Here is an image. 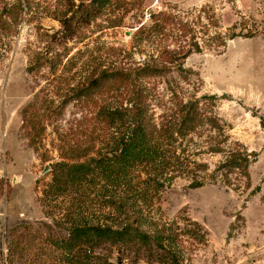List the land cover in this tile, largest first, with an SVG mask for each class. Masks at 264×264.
Instances as JSON below:
<instances>
[{"label": "rangeland", "instance_id": "1", "mask_svg": "<svg viewBox=\"0 0 264 264\" xmlns=\"http://www.w3.org/2000/svg\"><path fill=\"white\" fill-rule=\"evenodd\" d=\"M17 1L0 0L12 25L0 48V264H87L85 249L100 264H264V0H23L16 15ZM98 7L78 22V9ZM145 63L164 68L134 83L157 114L181 97L202 99L220 128L200 139L224 132L242 144L252 154L251 187L190 188L177 178L153 201L140 197L143 230L158 231L167 247L153 237L123 255L63 247L73 226L66 214L80 200L96 209L100 197L93 188L46 198L54 165L105 153L109 130L96 111L125 98L117 89L76 93L103 72L135 74ZM204 147L197 157L212 172L223 155Z\"/></svg>", "mask_w": 264, "mask_h": 264}, {"label": "trees", "instance_id": "2", "mask_svg": "<svg viewBox=\"0 0 264 264\" xmlns=\"http://www.w3.org/2000/svg\"><path fill=\"white\" fill-rule=\"evenodd\" d=\"M12 9L16 15L21 14L23 0L14 3ZM76 13L78 22L84 24L100 13V7L78 9ZM158 17L151 16L153 21ZM11 29L12 25L0 17V48ZM179 60L166 57L163 62L174 64ZM163 70L158 65L145 63L135 74L103 72L78 89V97L103 96L117 89L125 98L119 101L115 96L113 104L101 105L96 111L100 123L109 130L105 153H98L90 160L59 161L54 165L46 198L72 196L79 191H88L89 196L93 188H97L100 197L98 208L93 210L85 200H80L78 210L66 214L73 226L63 247H108L107 250L113 248L123 255L127 247L146 246L151 237L156 247H167L158 231L150 235L143 230V219L147 218L137 204L140 197L153 201L152 193L158 196L177 178L189 180L190 188L217 182L243 191L251 187L252 154L242 144L230 141L224 132L221 140L216 135L200 139L205 129L213 133L220 128L218 117L210 107L202 105V99L181 97L172 102V107L157 114L149 95L134 85L139 76H160ZM203 146L205 153L223 155L212 172L208 171L209 164L197 157ZM84 251L87 264H100L92 260V249ZM170 261V264H179L175 258Z\"/></svg>", "mask_w": 264, "mask_h": 264}]
</instances>
